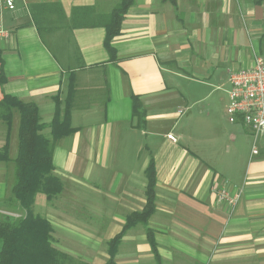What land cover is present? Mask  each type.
<instances>
[{
  "label": "crops",
  "instance_id": "1",
  "mask_svg": "<svg viewBox=\"0 0 264 264\" xmlns=\"http://www.w3.org/2000/svg\"><path fill=\"white\" fill-rule=\"evenodd\" d=\"M117 2L16 0L8 9L0 1L9 31L0 38V98L36 103L46 124L55 97L63 113L72 98L75 130L53 152L63 190L52 199L38 193L33 212L50 221L58 249L106 264L110 241L145 208L153 161L155 210L124 232L115 264H264V137L255 143L226 114L230 72L264 58V1L134 0L112 40L113 60L105 27L73 22L108 15ZM77 8L86 9L75 16ZM17 119L9 132L0 118V150L9 136L11 158ZM14 174L12 160L0 161V216L9 207L26 214L12 199ZM222 187L240 194L234 207L217 201Z\"/></svg>",
  "mask_w": 264,
  "mask_h": 264
},
{
  "label": "trees",
  "instance_id": "2",
  "mask_svg": "<svg viewBox=\"0 0 264 264\" xmlns=\"http://www.w3.org/2000/svg\"><path fill=\"white\" fill-rule=\"evenodd\" d=\"M264 0H253L254 4H262ZM134 0H118L108 15L92 18L74 19V26H103L106 28L105 47L116 59V51L112 40L120 33L121 24ZM74 10L76 16L78 10ZM74 17V16H73ZM37 20V19H36ZM40 26V22L37 20ZM4 64L0 53V86L6 82ZM50 124L42 121L39 108L34 102H25L15 96L3 94L0 98V118L12 129L15 114L19 115L17 129V154L10 156L11 143L9 136L0 150V161L14 163L15 182L12 188V199L26 211L21 217L0 216V264H71L73 257L58 249L53 244V226L50 221L36 215L32 206L38 193L45 194L48 199L54 198L63 190V183L54 174L53 152L58 139L75 130L71 126V96L67 99L66 109L61 112L59 99ZM133 113L143 123L145 112L138 97L133 98ZM50 128V135L44 133ZM147 202L141 212H133L128 216L123 231L110 241V259L106 264H115L114 256L124 232L138 222H146L155 210L156 170L151 161L147 168ZM153 250L156 246L151 238ZM75 261V260H74ZM81 264V263H80Z\"/></svg>",
  "mask_w": 264,
  "mask_h": 264
},
{
  "label": "built area",
  "instance_id": "3",
  "mask_svg": "<svg viewBox=\"0 0 264 264\" xmlns=\"http://www.w3.org/2000/svg\"><path fill=\"white\" fill-rule=\"evenodd\" d=\"M0 1L8 9L15 8L16 0ZM8 36L9 31L0 26V38ZM229 82L230 102L226 109L228 120L231 123L241 122L247 126L256 143L259 138L264 137V58L257 55L249 67L231 71ZM179 113L183 114L184 110H179ZM167 137L177 141L172 133ZM252 153L253 155L259 153L256 144ZM215 192L219 203L227 202L231 207H234L240 198L239 193H231L223 187Z\"/></svg>",
  "mask_w": 264,
  "mask_h": 264
},
{
  "label": "rangeland",
  "instance_id": "4",
  "mask_svg": "<svg viewBox=\"0 0 264 264\" xmlns=\"http://www.w3.org/2000/svg\"><path fill=\"white\" fill-rule=\"evenodd\" d=\"M17 117H18V119H17V124H19V115L17 114ZM228 117V116H227ZM230 122V121H229ZM231 123V122H230ZM233 124H237V125H240V127L242 128V132L243 131H245V132H247V133H249V134H251V130L247 127V126H245L243 123H241V122H237V123H233ZM252 135V134H251ZM14 178V177H13ZM5 211H4V213H2V215L3 216H13V217H17L16 216V213H14V212H16V211H14L13 209H12V207H9V209L8 208H5L4 209ZM24 214V213H23ZM81 260V259H80ZM83 262V261H82ZM84 263V262H83ZM71 264H80V261L79 260H73V262L71 263Z\"/></svg>",
  "mask_w": 264,
  "mask_h": 264
}]
</instances>
